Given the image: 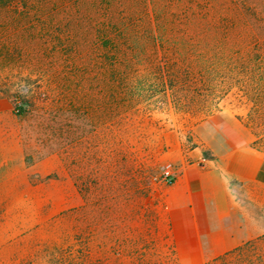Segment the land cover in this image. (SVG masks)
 Returning a JSON list of instances; mask_svg holds the SVG:
<instances>
[{
  "label": "rangeland",
  "instance_id": "obj_1",
  "mask_svg": "<svg viewBox=\"0 0 264 264\" xmlns=\"http://www.w3.org/2000/svg\"><path fill=\"white\" fill-rule=\"evenodd\" d=\"M223 127L264 137V0H0V264H176L163 171Z\"/></svg>",
  "mask_w": 264,
  "mask_h": 264
},
{
  "label": "crops",
  "instance_id": "obj_2",
  "mask_svg": "<svg viewBox=\"0 0 264 264\" xmlns=\"http://www.w3.org/2000/svg\"><path fill=\"white\" fill-rule=\"evenodd\" d=\"M223 128L209 144L213 156L183 165L163 196L178 264H201L247 239L248 230L233 231L239 190L264 191V152L236 128Z\"/></svg>",
  "mask_w": 264,
  "mask_h": 264
},
{
  "label": "trees",
  "instance_id": "obj_3",
  "mask_svg": "<svg viewBox=\"0 0 264 264\" xmlns=\"http://www.w3.org/2000/svg\"><path fill=\"white\" fill-rule=\"evenodd\" d=\"M111 40L112 37H109L108 41ZM113 46H115L114 43ZM25 108V101H22L18 105L19 114H22ZM262 143H264V137L257 136L250 145L264 152ZM258 240V238L246 240L222 255L209 258L201 264H264V250L257 245Z\"/></svg>",
  "mask_w": 264,
  "mask_h": 264
},
{
  "label": "built area",
  "instance_id": "obj_4",
  "mask_svg": "<svg viewBox=\"0 0 264 264\" xmlns=\"http://www.w3.org/2000/svg\"><path fill=\"white\" fill-rule=\"evenodd\" d=\"M163 180L167 184H171L175 180V174L172 171V169L170 168V166H167L164 169V171H163Z\"/></svg>",
  "mask_w": 264,
  "mask_h": 264
}]
</instances>
